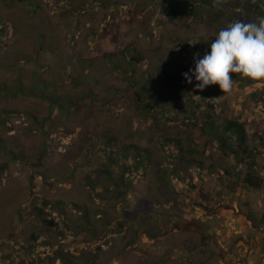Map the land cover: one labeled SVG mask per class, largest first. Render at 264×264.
<instances>
[{"label": "rangeland", "instance_id": "374dc122", "mask_svg": "<svg viewBox=\"0 0 264 264\" xmlns=\"http://www.w3.org/2000/svg\"><path fill=\"white\" fill-rule=\"evenodd\" d=\"M180 1L0 0V264H264V79L178 75L264 0Z\"/></svg>", "mask_w": 264, "mask_h": 264}, {"label": "clouds", "instance_id": "9594fccd", "mask_svg": "<svg viewBox=\"0 0 264 264\" xmlns=\"http://www.w3.org/2000/svg\"><path fill=\"white\" fill-rule=\"evenodd\" d=\"M213 2L220 7L226 0ZM193 63L194 67L182 75L186 83L200 91L218 85L223 93L230 92V73L252 80L264 79V18L258 22L237 20L221 28L210 43V51L202 58L194 55Z\"/></svg>", "mask_w": 264, "mask_h": 264}, {"label": "trees", "instance_id": "16d2710c", "mask_svg": "<svg viewBox=\"0 0 264 264\" xmlns=\"http://www.w3.org/2000/svg\"><path fill=\"white\" fill-rule=\"evenodd\" d=\"M198 1H200V4H208L206 0H198ZM253 1H257V0H253ZM162 2L166 5L168 9L167 14L170 17L178 16L185 9V7L183 6L180 0H162ZM254 5L257 6L258 3L254 2ZM195 9H197V7H195ZM259 9L260 11H262L261 8ZM178 75L184 79L181 73ZM200 132H201V139L203 140V143H205L206 141L214 140V141H217L223 147H227L228 139H230L232 143L231 147H232L233 152H235V149L238 151L241 150L242 152L246 151V148H245V144L247 141L246 140V129L242 122H239L233 119H228L225 121V123L220 128H215L213 125L206 124V126L203 127ZM128 150H131V149H128ZM132 150L135 152L134 155L130 156L131 154H128L129 152H126V158L127 157L130 158V161L136 170L144 166L143 160L145 163L150 162V153L147 150L139 149L137 147H133ZM2 170H3V167L0 166V174ZM246 181L249 183L250 187L258 188L261 186V182L257 181V179L253 175H247ZM80 209L79 211L83 212V210H80ZM46 259L47 260H42L41 264H56L55 261L62 260L63 255L57 254V256L47 257Z\"/></svg>", "mask_w": 264, "mask_h": 264}]
</instances>
